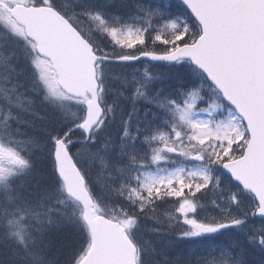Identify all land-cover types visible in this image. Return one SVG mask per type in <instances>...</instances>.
Returning <instances> with one entry per match:
<instances>
[{"label":"snow or ice","instance_id":"snow-or-ice-1","mask_svg":"<svg viewBox=\"0 0 264 264\" xmlns=\"http://www.w3.org/2000/svg\"><path fill=\"white\" fill-rule=\"evenodd\" d=\"M0 264H264V0H0Z\"/></svg>","mask_w":264,"mask_h":264}]
</instances>
